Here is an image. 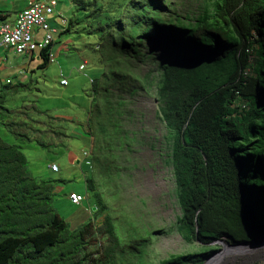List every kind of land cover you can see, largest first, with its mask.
Masks as SVG:
<instances>
[{
	"label": "trees",
	"instance_id": "1",
	"mask_svg": "<svg viewBox=\"0 0 264 264\" xmlns=\"http://www.w3.org/2000/svg\"><path fill=\"white\" fill-rule=\"evenodd\" d=\"M79 1L84 32L95 37L91 46L102 57L95 65L105 71L108 59L115 60L112 74L120 89L135 92L129 82L136 79L120 64L140 58L145 39L162 36L169 41L166 52L174 56L164 65L158 93L172 140L170 162L181 209L177 229L185 241L204 246L161 264L204 260L216 251L210 244L224 239L250 244L264 237V0H215L213 12L193 24L166 17L168 0ZM75 19L69 21L71 30ZM53 45L39 51L40 67L51 63ZM91 83L95 104L98 80ZM26 86L0 85V264H150V232L114 205L104 187L101 177H110L111 167L99 173L90 171V164L87 172L81 166L96 207L89 222L71 229L56 211L53 202L66 181L35 176L24 152L32 140L50 145L42 128L34 126L41 111L34 104L31 110L5 104L9 94ZM104 106L116 111L102 115L117 129L121 100L114 104L108 97Z\"/></svg>",
	"mask_w": 264,
	"mask_h": 264
},
{
	"label": "rangeland",
	"instance_id": "2",
	"mask_svg": "<svg viewBox=\"0 0 264 264\" xmlns=\"http://www.w3.org/2000/svg\"><path fill=\"white\" fill-rule=\"evenodd\" d=\"M10 1L14 7L12 12H15L24 7L28 0ZM168 2L170 7L165 11L166 17H178L193 24L198 16L213 12L215 0ZM84 13L76 5V0H57L55 13L50 16V25L57 27L54 17L60 15L65 19V27L70 28L68 33H61L62 35L54 33L55 62L45 68L40 67L42 61L39 59V50L30 61L29 55H18L0 45V51L6 54L4 58L1 57L5 60L3 66L8 67H0L3 79H11L12 85H17L21 83L19 75L22 72L28 78L26 87H20L18 92L9 94L6 106L10 109L26 107L31 110V105H36L41 112L36 118L39 124L34 123V126L42 128L45 138L43 140L40 132H35V136L52 142L48 146H42L32 140L24 147L29 167L35 176L66 181L61 185V194L56 197L53 206L71 229L89 222L94 215V211L90 209L94 200L87 195L86 174L81 168L82 166L87 172L90 161V171L101 173L104 168L111 167L113 172L110 177L101 179L105 189L112 194L114 205L135 220L138 226L147 228L150 232L147 257L150 264H161L164 259L173 255L200 252L204 245L198 241H185L177 229L181 209L170 162L172 140L160 113L158 93L164 65L174 59L173 54L165 50L169 41L162 36L145 39L140 46V58L129 57L127 64L124 63L125 60L122 61L120 66L124 71L128 69L136 79L129 82L135 92L130 91L131 88L123 90L120 89L118 76L112 74V70L117 71L113 64L115 60L108 59L105 71L95 65L102 57L100 54L97 56L94 45L91 46L95 37L84 32ZM12 14L10 13V17ZM71 18L78 21L72 30L69 22ZM66 28L62 32H66ZM95 41L101 42L98 38ZM107 49H103V57H107ZM84 61L88 64L84 71H80L79 66ZM102 72H106V75ZM249 75H252V71H249ZM62 76L69 78V86L60 85ZM93 78L98 80L95 104L92 102ZM108 97L114 104L120 100L122 103L117 117L118 130L106 118L110 114H117L115 110H106L104 104ZM102 116L105 121L101 120ZM24 117L22 115L20 119ZM88 120L93 126L91 131ZM80 122L83 124L80 125ZM97 122L103 124L105 129H100ZM81 126L86 135L89 133L88 137L77 139L54 133L63 131L69 135L73 129ZM19 131L25 132V129L21 127ZM53 162L61 167L59 172L50 170L49 166ZM70 191L84 194V202L80 205L70 202L66 196V192ZM224 243L235 250L225 251ZM210 246L216 251L208 258L197 261L193 258L185 264H207L211 259L215 260L213 264H264V237L253 240L250 245L233 244L224 239L213 242Z\"/></svg>",
	"mask_w": 264,
	"mask_h": 264
},
{
	"label": "built area",
	"instance_id": "3",
	"mask_svg": "<svg viewBox=\"0 0 264 264\" xmlns=\"http://www.w3.org/2000/svg\"><path fill=\"white\" fill-rule=\"evenodd\" d=\"M56 6L57 0H28L12 21L0 24V45L19 55H31L38 49L46 48L54 41V33L58 32L50 25V16L55 13ZM86 64L84 62L80 69H84ZM61 84L67 85L68 80L63 78ZM52 168L59 170L57 164ZM70 197L77 204L83 200V196L75 192Z\"/></svg>",
	"mask_w": 264,
	"mask_h": 264
},
{
	"label": "clouds",
	"instance_id": "4",
	"mask_svg": "<svg viewBox=\"0 0 264 264\" xmlns=\"http://www.w3.org/2000/svg\"><path fill=\"white\" fill-rule=\"evenodd\" d=\"M26 4H27V2H26ZM26 6V5H25ZM23 9V8H22ZM20 11V10H19ZM18 11V12H19ZM17 12V13H18ZM16 13V14H17ZM16 16V15H15ZM15 18V17H14ZM54 19H55V22L57 23V27H53V28H57L58 29V34L59 35H61V33H62V31L66 28L65 27V19L64 18H62L60 15H58V17H54ZM13 19H2V20H0V24L2 23V22H4V21H12ZM52 43H54L55 44V40L52 42ZM49 46V45H48ZM53 48H54V45H53ZM43 49V48H42ZM7 50H10V49H7ZM39 51L41 50V49H38ZM13 51V50H12ZM37 51V50H36ZM35 51V52H36ZM35 52L33 53V54H31V55H29L30 56V61H32L34 58H35ZM19 55V54H18ZM26 56H28V55H26ZM53 59V60H52ZM50 62H55V55H54V51H53V49H52V52H51V59H50ZM84 62H87V61H84ZM84 62H82L81 63V65L84 63ZM87 64H88V62H87ZM87 64H86V66H87ZM80 65V66H81ZM80 66H79V70L80 71H84L85 69H86V66H85V68L84 69H80ZM20 75H24V72H22ZM63 78H65V79H67L68 80V84L67 85H62L61 84V80L63 79ZM93 80V79H92ZM91 80V81H92ZM12 82H13V80H11V79H8L7 80V82H3L2 84H7V83H11L12 84ZM1 84V85H2ZM60 85H62V87H67V86H69V78L68 77H66V76H62L61 78H60ZM76 122H78V121H76ZM83 123H81L80 125H82ZM77 126H79V125H77ZM82 127V126H81ZM82 129L84 130V128L82 127ZM81 133L82 134H86V133H84V131H81ZM70 134H72V133H70ZM84 137V136H83ZM48 143H49V141H48ZM50 144H52V142L50 143ZM84 153H86L85 151H84ZM92 156V155H91ZM90 156V157H91ZM90 159V158H89ZM88 161V160H87ZM77 162H79V161H77ZM54 164H57L58 166H59V164L58 163H56V162H53V163H51V165L49 166V168L50 169H52V171H54V172H59L60 170H61V167L59 166V170L58 171H55V170H53V168H52V166L54 165ZM88 164H90V161H89V163ZM73 192H75V193H79V194H81L82 196H83V200L80 202V203H74L73 201H72V199H71V197H70V195H71V193H73ZM67 193V197H68V199H69V201L70 202H72L74 205L76 204V205H80V204H82L83 202H84V200H85V195L84 194H82V193H80V192H77V191H70V192H66ZM89 197V196H88ZM90 209L92 210V211H95L96 210V207H93L92 208V204L90 205Z\"/></svg>",
	"mask_w": 264,
	"mask_h": 264
},
{
	"label": "crops",
	"instance_id": "5",
	"mask_svg": "<svg viewBox=\"0 0 264 264\" xmlns=\"http://www.w3.org/2000/svg\"><path fill=\"white\" fill-rule=\"evenodd\" d=\"M25 7V6H24ZM22 7V8H24ZM22 8H19L18 10H16L15 12H12V9H14V7L12 6V1L10 0H0V15L3 17V19H14L16 13L21 10ZM10 13H13L12 14V17H10ZM55 55V53H54ZM4 56H6V54H4L3 51H0V67L4 65L5 63V60L3 59ZM3 57V58H1ZM7 59V58H6ZM3 68L7 69L8 67L6 66H3ZM1 69V68H0ZM19 79L22 83H26V81L28 80V78H26V75H19ZM8 80V79H7ZM7 80L5 81V79H3V76H2V73L0 71V85L3 83V82H7ZM81 123V122H80ZM81 131H83L82 127L79 128L77 127L76 129H73L71 131V133L73 135H80L81 134ZM83 135V134H82ZM80 138H82L81 136H79ZM79 138V139H80Z\"/></svg>",
	"mask_w": 264,
	"mask_h": 264
},
{
	"label": "bare ground",
	"instance_id": "6",
	"mask_svg": "<svg viewBox=\"0 0 264 264\" xmlns=\"http://www.w3.org/2000/svg\"><path fill=\"white\" fill-rule=\"evenodd\" d=\"M224 245V250L225 251H233V250H235V249H233V248H230L227 244H223ZM248 245H250V244H248ZM259 245V244H258ZM255 246H257V244L256 245H253V247H255ZM245 249H246V247H244ZM214 259H211L207 264H213L214 263Z\"/></svg>",
	"mask_w": 264,
	"mask_h": 264
}]
</instances>
